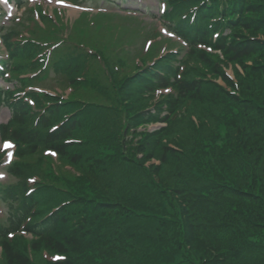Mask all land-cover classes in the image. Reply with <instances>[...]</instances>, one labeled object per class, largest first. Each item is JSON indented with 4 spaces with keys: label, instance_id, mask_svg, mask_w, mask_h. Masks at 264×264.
I'll list each match as a JSON object with an SVG mask.
<instances>
[{
    "label": "trees",
    "instance_id": "16d2710c",
    "mask_svg": "<svg viewBox=\"0 0 264 264\" xmlns=\"http://www.w3.org/2000/svg\"><path fill=\"white\" fill-rule=\"evenodd\" d=\"M195 4H199L197 22L188 25L190 31L196 29L192 37L187 32H183L186 31V26L182 27L181 32L175 29L189 46H210L216 51H222L230 63L235 61L244 63L245 60L257 55L259 44L262 42L242 37L236 34V31H251L253 27L260 30L264 27V25L252 24L261 18L246 17V15L258 13L257 9L260 5L252 0H196ZM215 35L218 38L217 42L214 40ZM76 47V51L82 54L71 52L64 54L65 68L75 76L82 69L78 66L79 59L75 56L83 55V51L79 50L77 45ZM76 47L68 46L67 48L75 51ZM21 54L23 57L28 56V54ZM200 56L208 64L214 63L212 70L236 92L234 95L227 93L215 82L201 77L186 73L179 76L178 69L174 72L169 63H164L154 69L151 74H147V71L141 73V70L138 73V66H135L132 75L124 79H120L113 69H109L106 85L92 83L91 87L105 98L103 101L112 102L115 105L117 102L123 103L127 106L130 96L136 104L141 105L143 109L129 118L128 123H125L123 113L113 104L106 107L108 110L106 114L95 118L96 107L100 106L98 103L78 111L73 108L78 101L67 102L62 107L58 104L60 100L51 98L46 101L47 105L53 106L47 109L48 117H45L42 125L47 133L45 130L32 132L25 125L28 113H24V108H17L13 112V124L17 127L24 126L22 129L11 132V136L15 137L20 145H31L33 155L38 154L37 151L41 145L46 146L56 152L64 162L69 163L76 172L73 174L72 171H65L62 168L57 171L54 168L49 172L48 170L40 171L41 184L36 189V193L28 197V205L18 209L10 220V224L16 222L14 231L21 226L19 224L22 222L26 223L27 219L32 220L31 222L35 224L29 223L27 231L32 233L37 241L31 245L29 255L25 244L18 248V244H10L4 240L2 248L5 254L4 259H7L6 264H38L37 262L43 259L42 253L50 251L65 257V262L57 264H197L194 261L191 244L195 242L198 231L203 229L208 231L206 239L197 238L195 243H199L205 249L206 256L209 258L208 252L215 253L214 259L208 260L209 264H212V260L217 264H238L235 259L241 257L242 253L248 249L264 251V192L260 190L258 194L241 187L242 181L248 179L247 176L251 171L248 169L249 164L246 163L239 166L237 177L232 180L234 182L227 180V167L223 171L217 166L227 161L228 155L223 154L229 151L218 145H213L211 148L214 153L212 165L222 173L219 172L220 176H213L212 172L203 169L202 174L199 175L200 180L192 182L190 178L183 179L182 182L188 186L183 191L185 192L183 204L186 205V207L182 206L180 214L183 220L181 221L178 213L175 212L178 224L171 230L161 228L157 234V241L155 236L149 235L148 232L151 230L156 234L158 226L162 225L161 221L166 218H160L162 215L158 214L159 212L150 205V202H144V198L142 200L131 198L129 192L136 191L135 185L140 188L142 181L136 179L125 182L123 180L122 175L128 174L127 170H131L125 160V152L129 149L130 143L127 134L137 125L162 122L167 125L165 129L147 135L151 137L153 145L157 146L172 132L173 128L185 121L187 118L185 116L190 114L193 107L195 111L196 108H202L206 113H213L217 120L222 117L227 126L234 128L236 124L244 125L248 128L246 134L254 135L258 129L261 135L251 142L264 140V127L262 125L259 127L258 121L246 117L240 110L242 98L238 97L245 94L227 80L219 69V65L210 59L213 56L205 53ZM73 62L77 63L74 69ZM118 66L119 69L122 67L120 63ZM116 68L114 66V69ZM88 69L89 66L84 68L81 75L87 73ZM161 73L165 76L162 77ZM173 77L172 86L176 96L169 97L165 101L151 102L156 90L170 87L169 80ZM121 80H126L128 96L125 95V89L122 86L119 91L117 89ZM71 84H74L73 79ZM245 98L248 101L245 103L251 104L248 107L245 106V109H250L256 115L257 112L264 111V96L254 99L255 96L250 98L246 95ZM94 99L99 101L96 97ZM227 104L228 107L225 108ZM165 111L166 115L162 116ZM72 112L75 113L67 116V123L63 127L50 132L51 127L60 122L62 114ZM250 119L253 120L252 123H249ZM95 122L96 128H94ZM253 127L255 131L251 132ZM205 129L207 128H203L200 132L203 138ZM73 139L80 141L81 144L74 145L71 151V145L65 142ZM27 149V147H21L18 155L21 154V158L24 155L27 156L29 153ZM131 164L133 168L140 165L137 162ZM24 165L21 159V162L12 165L11 168L12 173L22 182L21 191L27 186L25 177L26 172L30 170ZM225 171L227 172L224 173ZM145 173L151 176V179L142 186L147 188L151 185L156 192L166 195L162 201L174 205V196L166 193L167 187L164 191L160 183H155L152 173L151 175L148 172ZM254 174H257L256 170L252 171V175ZM130 175L132 174H128V179L132 178ZM171 191L179 194L175 189ZM117 205H123L127 211L119 213L120 210L115 208ZM104 207L115 209L100 210ZM56 209L57 211L53 212ZM26 214L28 216L25 217ZM138 220L144 221L142 225L139 223V228L145 229L142 230L145 236L130 234V222ZM249 225L254 231L247 230ZM5 233V230H0V237L5 238ZM125 243L128 245L125 246ZM209 244H212V248ZM30 257L34 260L32 261ZM176 257H180L181 262H174ZM260 260L259 264H264V258Z\"/></svg>",
    "mask_w": 264,
    "mask_h": 264
},
{
    "label": "rangeland",
    "instance_id": "374dc122",
    "mask_svg": "<svg viewBox=\"0 0 264 264\" xmlns=\"http://www.w3.org/2000/svg\"><path fill=\"white\" fill-rule=\"evenodd\" d=\"M252 1L255 4L260 5L259 9H257L258 13L246 15V17H251V19L261 18L258 22H253L252 24L254 26L264 25V0ZM122 6L124 8L130 7L133 10L141 11L139 16L142 17L143 22L148 25L146 28L161 31L160 21L157 19L159 18V0H125ZM45 7L47 8L48 13L44 11L43 7H40L39 9L34 10L35 17L33 19L24 20L26 23L24 30L28 37H35V32H39L40 28H42L49 33L52 32L55 35H64L68 37L69 40L63 37L59 43L69 45L75 42H73V37L77 36L79 38L78 42L83 47L88 46L93 53L97 51L103 53V59L108 60V62L115 63L121 60L120 64L123 68H121V74H119L120 79L132 75L135 70V63L141 65L139 62H135L136 58L133 56L132 51L138 43L139 45L137 48L141 49L143 53H146L144 45L147 40L142 41L139 33L133 29L135 27L133 24L135 18H125L124 16L126 15L121 14L123 16H120L121 20H119L108 16L94 17L88 13L76 17L77 14L74 12L71 13L69 10H62L61 13L59 10L55 11L54 9H56V7L53 5H46ZM107 12L112 11L107 10ZM7 23L8 21L0 22V24L5 27L7 26ZM236 34L262 43L259 44L260 47L258 48L257 55H254L253 58L245 60L244 63H239L237 61L232 62L230 65L222 67L221 70H224L222 71L223 74L229 78L226 77L227 80L232 83V85L234 84L236 89L238 87L240 91L245 94L240 97L237 96L238 98H242L240 107L242 113L245 114L246 117L258 121V123H260L259 127L261 125L264 127V111H259L256 115L250 109H245V106L248 107L251 105L245 103L248 102L247 98H245L246 95L250 98L255 96L254 99H256V97L260 98L261 96H264V27L260 28V30L253 27V30L251 31L237 30ZM147 45L149 44L147 43ZM162 45L160 44V46ZM160 46H158V48ZM0 51L2 50L0 49ZM147 51L146 57L151 53L150 50ZM92 65L91 71L99 74L98 76H101L100 82H103L105 76L103 75L100 63L95 62ZM211 79L218 85L224 87L227 93L233 95L236 93L221 80V76L215 75L212 76ZM125 81L126 80H121L117 85V89L119 91L120 86H122L125 89V95L128 96V86ZM6 86V84L2 83L1 87L5 88ZM75 94L81 99H91L90 102L93 100L90 89L87 88L86 83H82L80 86L76 87ZM119 94L120 93H118V95ZM132 98L129 96L127 106H124L123 103L119 104L118 102L115 105V103L112 102L100 101L98 103L100 106L96 107L97 114L95 118H100L102 114H106V112H108L106 107L113 104L116 109L123 113L122 115L125 117V123H128L130 121L129 118L133 117L143 109L140 107L141 105L139 106L136 104ZM257 102L262 103L261 101ZM224 107L227 108L228 104ZM9 118L10 114L6 109L0 110V124H5ZM251 119L249 120V123H252L253 120ZM243 126H239V124H236L234 128L232 126H227L222 117L217 120L213 113H206L202 108H196V111L195 109L191 111L185 121L179 123L178 126L173 128L172 132L164 137L161 144H158L157 146L153 145L151 137L147 136L150 134V125H137L134 130H131V132L127 134L130 143L128 147L129 149L125 152V160L130 165L128 168L131 170H127V173L132 174L130 175L132 178L128 179V174L125 173L122 175L123 180H125V182H132L138 179L142 181V184L148 183L151 176L145 172H148L150 175L152 173L153 179L156 181L155 183H160L163 186L162 188L164 191L167 187L166 193H169L170 196H174L175 199L174 205L172 203V205H170L167 201H162V199L166 198V195L159 194L152 189L151 185L147 188H144L142 184L139 185L141 186L140 188L135 185V188H137L136 191L129 192L132 196L131 198L135 200H142L144 198V202H150V205L159 212L158 214L162 215L160 218H166L161 221L162 225L158 226L156 234L151 230L148 232L149 235L155 236V241L158 240L157 234L161 231V228L171 230L178 224V218H176L175 212L178 213L180 218L182 206L186 207V205L183 204L185 197V192L183 193V191H185L188 186L184 184L185 182H182L183 179L190 178L189 180L192 182L200 180L201 178H199V175L202 174L201 171H203V169L212 172L213 176H220L219 172H222L217 170V168L224 171L227 167V180L232 181L237 177L239 166L245 163L249 164L248 169L251 170V175L249 174L247 176L248 179L242 181L241 187L246 191L252 190L258 194L260 193V190L264 192V140H258L256 143L251 142L253 139L258 138L261 133H258V129V131H255V127H253L251 132L255 131L254 135L250 133L246 134L248 128ZM96 127L95 122L94 128ZM203 128L208 129L204 130V138L200 136V132ZM256 133H258V135H255ZM213 145H218L220 148L229 151L223 154L228 155L227 161L218 164L217 168L212 165V155L214 153L211 148ZM136 162L140 165L133 168L131 163ZM200 166L201 169H199ZM1 170L5 174L7 173V170H5L3 166L0 167V171ZM253 170H256L257 174L252 175ZM241 174L242 173H240V175ZM174 189L179 192L178 195L175 192H170V190ZM162 202H164V204H161ZM115 208L120 210L119 213L127 211L123 205H117ZM115 208L104 207L100 208V210H113ZM180 219L181 221L183 220L182 218ZM143 222L144 221L138 220L132 223L131 221L129 224L130 234H141V237L145 236L142 231L145 229L143 227L139 228V223L142 225ZM247 230L249 232L254 231L251 225L247 227ZM206 232L208 233L207 229L198 231V235L195 237V242L197 241V238L206 239ZM202 234H204L203 237H201ZM195 242L191 244V246L193 245L192 251L194 253L193 257L195 263L209 264L210 262L208 260L210 258L214 259L215 253L208 252L210 256L209 258L206 256L205 249L199 243ZM127 245L128 244L125 243V246ZM209 246L212 248V244H209ZM54 255H56L55 252L50 251L46 256H42L43 259H40L37 263L50 264L53 262L52 257ZM263 258L264 251L259 252L257 249H248L245 253H242L241 257L236 258L235 260L238 264H259V261H261L260 259ZM178 261L181 262L180 257L174 259V262ZM211 262L212 264H217L214 260Z\"/></svg>",
    "mask_w": 264,
    "mask_h": 264
},
{
    "label": "snow or ice",
    "instance_id": "6c2138e0",
    "mask_svg": "<svg viewBox=\"0 0 264 264\" xmlns=\"http://www.w3.org/2000/svg\"><path fill=\"white\" fill-rule=\"evenodd\" d=\"M49 2L51 3L52 0H49ZM62 2V0H61ZM0 3L8 5L9 9H11V5L9 4V0H0ZM166 6L165 5H161L160 6V11L163 12L165 11ZM163 31H167V30H163ZM169 35H171V33H168ZM15 148V145L10 141V140H3L2 142H0V153H4V164H8L11 163L12 159H13V149ZM53 155H55V153H52ZM5 179L4 173L0 172V180ZM65 259V257H61L58 255H54L52 257V261L53 264H55L56 261H60Z\"/></svg>",
    "mask_w": 264,
    "mask_h": 264
},
{
    "label": "bare ground",
    "instance_id": "6f19581e",
    "mask_svg": "<svg viewBox=\"0 0 264 264\" xmlns=\"http://www.w3.org/2000/svg\"><path fill=\"white\" fill-rule=\"evenodd\" d=\"M74 10H72V13H73Z\"/></svg>",
    "mask_w": 264,
    "mask_h": 264
}]
</instances>
